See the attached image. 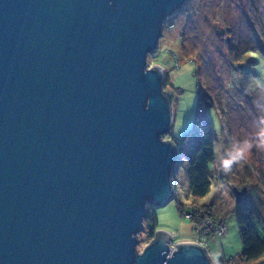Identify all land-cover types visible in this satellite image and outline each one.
Returning a JSON list of instances; mask_svg holds the SVG:
<instances>
[{
	"label": "water",
	"instance_id": "obj_1",
	"mask_svg": "<svg viewBox=\"0 0 264 264\" xmlns=\"http://www.w3.org/2000/svg\"><path fill=\"white\" fill-rule=\"evenodd\" d=\"M186 1L0 0V264H215L161 230L138 249L176 195L171 96L147 64Z\"/></svg>",
	"mask_w": 264,
	"mask_h": 264
},
{
	"label": "rangeland",
	"instance_id": "obj_2",
	"mask_svg": "<svg viewBox=\"0 0 264 264\" xmlns=\"http://www.w3.org/2000/svg\"><path fill=\"white\" fill-rule=\"evenodd\" d=\"M162 33L147 66L164 69L163 89L171 96L173 121L163 137L179 139L190 130L200 91L207 92L215 103L208 115L216 133V177L207 195L195 197L187 164L180 162L174 175L177 196L154 206L156 233L167 232L172 245L204 241L215 264H238L232 256L241 254L243 244L234 187L247 189L243 199L256 209V222L264 230V0H188L164 21ZM241 64L254 69L244 72ZM205 204L214 205L226 230L191 219L190 210ZM152 226L144 221L139 250L153 240ZM245 264H264V257Z\"/></svg>",
	"mask_w": 264,
	"mask_h": 264
},
{
	"label": "trees",
	"instance_id": "obj_3",
	"mask_svg": "<svg viewBox=\"0 0 264 264\" xmlns=\"http://www.w3.org/2000/svg\"><path fill=\"white\" fill-rule=\"evenodd\" d=\"M260 54L261 57L264 58V55L261 51ZM241 68L244 69V72H252V70L254 69L250 67V64L246 65V67L244 65V67ZM261 78V80H264V74ZM165 92L168 91L165 90ZM214 106V100L208 95V93L203 90L200 91L194 125L187 133H185L182 138L171 139L174 141L177 148L179 157L177 165L180 164V162H186L188 168L187 177L189 180V188L192 195L198 198L204 197L211 191V185L216 177L214 167L216 160L214 145L216 133L214 122L208 115V110ZM174 178L175 177H173V180ZM176 196L177 194L175 195V197ZM181 210H183V208ZM255 210L256 209L253 208L251 204L249 205L248 203H246L244 199L242 203L236 204V207L234 209L239 227V234H241L243 244V250L241 254L237 257L232 256V258H235V261L238 264H245L252 261L253 259L264 257V230L261 229L256 222L258 214ZM191 212L195 217L191 219H195L197 222H202L204 224L205 221H208L214 225L224 223L222 218L216 217L213 204L196 205L194 210H190L189 213ZM148 215V219L152 222L153 225L152 233L150 234H152V237H154V234L157 230L155 226L158 223L157 215H155L154 211V205L150 206ZM209 234L210 236H212V232H210ZM225 261H227L226 263L230 262V260H224L223 263Z\"/></svg>",
	"mask_w": 264,
	"mask_h": 264
},
{
	"label": "built area",
	"instance_id": "obj_4",
	"mask_svg": "<svg viewBox=\"0 0 264 264\" xmlns=\"http://www.w3.org/2000/svg\"><path fill=\"white\" fill-rule=\"evenodd\" d=\"M208 222V221H207ZM208 223H210V222H208ZM211 224V223H210ZM222 225V227H224L225 228V230H226V227H225V225L224 224H222V223H219V224H217V225H214V224H211V228L213 229V230H215V229H217V227H220ZM221 227V228H222ZM220 230V229H219ZM209 231H211L212 232V230H209ZM207 233V232H206ZM201 235H202V233H201ZM217 235H222V234H217ZM203 239H205L204 237H202ZM195 243V242H194ZM196 243L197 244H199V245H201L202 247H204L207 251H208V247H206V243L204 242V241H202V242H199V241H196Z\"/></svg>",
	"mask_w": 264,
	"mask_h": 264
},
{
	"label": "flooded vegetation",
	"instance_id": "obj_5",
	"mask_svg": "<svg viewBox=\"0 0 264 264\" xmlns=\"http://www.w3.org/2000/svg\"><path fill=\"white\" fill-rule=\"evenodd\" d=\"M157 231V230H156ZM156 235V232H155V234H154V236Z\"/></svg>",
	"mask_w": 264,
	"mask_h": 264
}]
</instances>
